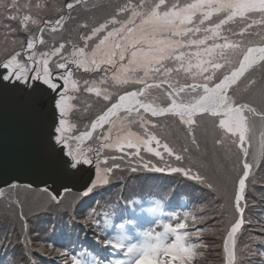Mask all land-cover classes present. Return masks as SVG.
Masks as SVG:
<instances>
[{"label":"snow or ice","instance_id":"snow-or-ice-1","mask_svg":"<svg viewBox=\"0 0 264 264\" xmlns=\"http://www.w3.org/2000/svg\"><path fill=\"white\" fill-rule=\"evenodd\" d=\"M74 3H83V0H74ZM74 3H68L66 7L71 10ZM43 7L41 3H36L33 9L30 3L21 4L18 0H0V14L6 15L10 20H19L26 32H29L30 24L40 33V35L29 34L26 43L27 50L23 53L26 61L18 60L21 50H16V45H19L22 50L25 48L23 41H13L11 52L5 48L7 55L0 56V69L5 70L0 73V79L22 84H28L29 80L39 81L56 93L54 106L58 120L54 128L56 133L54 139L57 144L62 143L64 148L68 149L67 155L72 159V168H77V165L81 163L83 165L92 164V159L79 148V144L92 138L93 132L98 128H102L105 124L110 125L107 134L102 137L104 143L95 152V180L83 195L88 196L98 185L108 184V174L124 166L134 173L140 170L169 174L183 173L187 178L203 183L213 192H219L220 189L201 175L199 170L193 172L190 166L183 167L170 163L169 158L173 157L177 162L183 161L184 154L190 151L188 145L177 152L162 138L163 133L160 134L161 138H158L157 133L146 127L150 122L142 115H137L128 121V116L133 111L138 112L141 108L144 112H150L153 117L172 114L179 117L180 122L187 126L186 134L190 139V144L199 149V142L195 135L199 120L196 117L198 115L201 118L204 116L218 117V127L223 130L224 134L216 138L214 144L226 149L230 160L234 157L232 163L234 176L228 178L231 192L229 193L227 184L223 188L224 196L228 199L231 208V218L227 220V226L220 229L224 233L222 249L227 264H238L237 241L238 233L241 232L245 223L246 182L249 180L252 169L264 161V86L256 93L260 97V107H257L255 103L238 101L235 95L229 94V90L233 89L241 77L246 80L245 91L253 90L258 83L254 78L246 77L245 73L257 61H264V29L255 31V35L259 37L258 40L252 39L253 31H250L253 25H264V0H196L193 3H187V0L183 3L181 0H140L138 5L124 4L118 7V13H125L131 9L129 18L120 19L118 15H113L111 19L105 20L98 26H92L90 34L79 38L84 41L83 47L69 41L68 43L72 45L71 52L61 56L60 60L54 63L55 68L63 70L67 69L69 64H73L77 69L83 68L85 72L103 71L106 73L99 82L84 80L87 92H95L97 97L102 96L103 101L111 100L112 93L107 88L101 90L98 86L107 81V73L110 71L109 68H101V65L112 66L115 71L111 79L116 84L131 83L142 86L136 91H125L124 94L119 95L118 101L112 102L110 106L105 105L106 110L102 109L91 122V130H84L75 137L65 135L69 131L65 118L72 107L70 101L76 99L75 96L69 94V91L70 89L73 92L77 90V81L72 79L71 70L54 74L50 68L51 57L60 55L66 44L60 43L57 47L39 53L34 50L37 43L46 44L43 33L46 30L56 33L58 26L63 27L66 17L60 15L55 20H41L29 14L33 10L39 12ZM63 7L64 5L61 4H53L52 10L60 13ZM24 9H28L29 12H24ZM21 13H23L22 16ZM197 13H199L197 22L193 23V17L197 16ZM214 14H219L218 19L211 25H206L205 21L210 20ZM233 24L237 28L230 26ZM109 25H113L110 30H108ZM188 25L191 27H187ZM226 25L229 27L225 28ZM81 27L87 28L88 25L83 24ZM105 31L106 35L99 39L95 48L86 53L85 49L89 47L88 41ZM198 33L203 35H198ZM224 33H231V37ZM221 39L223 43L218 42ZM208 41L212 43L209 44ZM126 55L129 57L126 65L118 63V61H124ZM260 67L264 69V64ZM181 71L185 73V76L177 79ZM138 72H142L143 75H137ZM173 73L176 75H172ZM188 79L192 82L186 83ZM214 79L215 82H213ZM56 81H63L62 90L58 91L61 89V84ZM165 84L167 88H164L163 92L171 101L169 106L154 105L148 101L147 96L145 100L139 99L145 96L149 89H161ZM181 93H184L183 97L180 96ZM121 110L126 113L123 118L117 115ZM113 117L116 119H112ZM253 118H258L260 121L259 133L256 131ZM137 121L144 129V135L141 136L131 131L124 134L128 124ZM215 123L216 121L213 120L214 125ZM152 127L157 128V125L153 124ZM114 129L115 136L110 138ZM73 139L78 142L75 150L69 144V141ZM153 142L156 148L150 146ZM254 142L255 146H253ZM141 146L147 153L158 158L160 163L156 164L151 159L142 156ZM125 147L135 149V151L125 152L123 156H105L102 166L99 152L103 148L121 151ZM87 151L93 152V149L89 148ZM109 159L113 161L111 165L107 163ZM117 160L123 161V164L115 163ZM77 170L83 171V169ZM9 187L18 189L20 185L11 183ZM23 187L30 188L29 185ZM43 192L49 202L59 203L57 197L47 188L43 189ZM4 195L5 193L0 191V196ZM224 207L225 205H220L221 209ZM199 211L205 213L203 207L199 208ZM221 216L224 217L223 211ZM209 218L208 213L199 216L187 214L183 217V222L179 220L176 222L175 227L172 224L165 225V228H172L178 234V238L182 237L184 242L175 253L171 249L159 251L154 264H177V262L178 264H192L198 255L202 256L203 252L198 253L197 250H202L207 245L200 242L199 238L212 229L209 227L200 230L196 226L206 222ZM20 219L23 220L22 214ZM189 219L192 221V230L181 231L189 228ZM224 223V218L218 221V224L222 226ZM22 229L26 230L27 225L22 224ZM163 237L165 241L169 240L167 233H164ZM192 237L197 238V241L193 242ZM253 239L258 238L253 237ZM260 242L264 243V239H260ZM175 247L173 244L172 248ZM160 256L166 259L160 260ZM32 264L36 262L32 261ZM113 264H123V261H114Z\"/></svg>","mask_w":264,"mask_h":264},{"label":"trees","instance_id":"trees-1","mask_svg":"<svg viewBox=\"0 0 264 264\" xmlns=\"http://www.w3.org/2000/svg\"><path fill=\"white\" fill-rule=\"evenodd\" d=\"M194 1L196 0H187V3ZM26 2L32 4L33 9L35 4L38 3L37 0H34L35 4L32 0H26ZM139 2L140 0H86L83 3L76 4L74 3V0H45L44 9H40L38 14H35V10L29 12V10L24 9L23 11L29 12L31 16L35 15L41 20H55L58 19L60 15H64L66 19L63 23V27L60 28L58 26V31L56 33H51L46 30L43 33L46 44H39L37 51H48L50 48L57 47L60 43H65L66 47L62 50V55H67L71 52L72 47L71 43H68L69 41L83 47L84 41L79 38L82 35L90 34L92 26H98L105 20L111 19L113 15H118L120 19H127L131 9L125 13H118V7L123 6L124 4L138 5ZM183 2L184 0H181V3ZM18 3L23 4L25 3V0H18ZM68 3H74L73 9L70 10L66 7ZM53 4L64 5L62 12L57 13L52 10ZM218 15L219 14L213 16L209 22L217 20ZM3 16V14H0L1 31L6 28V21ZM18 23L19 25L17 28L19 32L15 33V35L13 34L15 39L12 38L11 42H24L25 48L23 50L19 47V45H17L18 50H21L20 57L21 59H24L23 53L26 50V43L29 34L38 35L39 32L30 24L29 32H26L24 28L21 27L19 21ZM12 24H14V21H12ZM83 24H87L88 27H81ZM230 26L237 28L234 24ZM112 27L113 25H109L108 30ZM227 27L229 26L226 25L225 28ZM262 28L264 29V25L252 26V29H250V31H253L252 39L256 37L255 31H259ZM105 34L106 31L99 34L97 37H94L91 41H88L89 47L87 49L92 50L96 44V41L94 40H98ZM224 34L231 37V33ZM53 36H55V40H53ZM258 39L259 37L255 40ZM6 46H10V40H8ZM24 61L26 60L24 59ZM261 64H264V61L246 74V77L254 78L258 82L255 88L251 91H245L246 80L243 78L236 87L231 89L230 95H235L236 99L240 102L255 103L257 107H260V97L256 93L259 88L264 86V69L260 67ZM72 71H75L76 74L79 72L75 68ZM100 74L103 75L102 73ZM86 80L90 81L91 79L86 78ZM188 82L189 81H186V83ZM133 87L137 89L141 88V86ZM121 93H123V91H121ZM142 98H145V96H142ZM100 103L101 107L97 108V111L93 113L89 119H87L86 123H84L83 128L77 129L75 131L76 133L88 130L92 119L97 116L102 109H105V105H108L102 101H100ZM147 117L152 123H156L159 135L163 133L162 138L174 147L177 152H180L185 145H188L190 151L184 154V160L180 162L181 166H190L193 172L199 170L201 175L206 177L210 183L220 189L219 192H213L203 183L197 182L194 179H189L183 174L157 173L142 170L143 172L132 173L131 175L133 178L139 179V183L136 188L132 187V182L134 180H129L127 185L130 187L126 188L124 185L118 183L117 177L112 175L109 176L110 178L108 184L97 186L88 196H78V198L76 197L72 200L65 196L58 200L59 203L49 202L50 204L48 206L59 207V212L50 213L51 209L45 207L42 209V214L39 217L34 218L33 221H30V217L32 216L30 214L27 218H23V220H20L15 212L14 215L9 216L8 211L2 208L3 198L1 196L0 263L14 264L18 257L22 262H25V257L29 256L35 258L37 261L42 260L43 264H59L58 261L63 258V256H59L62 252L59 250L58 246L51 245V243L56 240L58 236H62L63 232L67 235L82 236L88 232L93 234L98 230V232L104 237L109 236L110 239H112L115 236V230L113 232L109 231L106 235L107 230L104 228V220L106 219L104 213L109 205L119 203L120 206L118 214L122 212L129 213L130 208L127 201L130 197L137 195L141 198V201L146 203L148 197L154 195L161 196L166 193L169 196L168 203L170 202L175 204L179 208L181 206H185L189 210V212L181 210L184 216L187 214L196 216L203 215L205 213L210 214V218L206 222L196 227L200 230L204 229L203 226L207 228L210 227L212 229V231L204 234L200 240H202L205 244L207 241L210 247H212L211 243L216 241L215 245H217L216 248H218L217 251L219 253V259L214 263L211 257H209V255L206 256L204 253L205 257L202 258V262H198L197 264H224V261H221L223 244L222 237L224 236V233L220 229L227 226V220L231 218V208L229 207L228 199L224 196L223 188L227 184L228 191L229 193L231 192V186L228 183V178L234 176V173L232 172L234 157L230 160L227 157L226 149L214 144L215 139L224 134L223 130L218 127L219 119L210 118L208 116L196 118L199 120V124L195 128V135L199 142V149H197L190 144V139L186 134L187 126L183 125L178 117ZM253 119L256 131L259 133L260 121L258 118ZM213 120L216 121L215 125L213 124ZM152 123L146 125L149 130L154 129L152 127ZM133 125L134 124H132V126ZM136 125L139 126L138 124ZM139 129L144 130L140 126ZM227 135L230 136L231 134ZM232 139H235V137H232ZM258 139L259 136L257 135V140ZM94 141L95 137L86 144L91 145ZM253 146H255V142ZM233 151H235V149H233ZM104 152L108 155L118 154L116 151L111 150H105ZM106 154L103 155V157L107 156ZM189 157H191V159H189ZM147 159H151L153 161V158L151 157L147 156ZM170 160L172 161V158H170ZM108 161L111 160L109 159ZM182 196H187L188 200L186 202L182 201ZM245 201V223L241 232L238 233L237 241L238 264H263L261 259L257 257L255 251L264 245V243L260 242V239H264V161H261L257 167L252 169L249 180L246 182ZM76 203H90L92 205L90 213L86 216H78L77 218L79 220L73 218ZM133 203L137 208L142 206L138 202ZM222 204L225 205L223 209L220 208V205ZM201 207L205 209V213H201L199 211V208ZM222 211L224 213V217L221 216ZM177 212H179V210L175 207H168V215L176 214ZM117 218L118 216H115L113 220H117ZM222 218L225 220L223 226L218 224V221ZM86 220L87 222H85ZM189 223H191L192 227V221L190 219ZM22 224L27 225L26 230L22 229ZM214 236H217L218 238L215 239ZM253 237L258 239H253ZM197 252L199 253V251ZM199 257L200 255L196 258Z\"/></svg>","mask_w":264,"mask_h":264},{"label":"water","instance_id":"water-1","mask_svg":"<svg viewBox=\"0 0 264 264\" xmlns=\"http://www.w3.org/2000/svg\"><path fill=\"white\" fill-rule=\"evenodd\" d=\"M16 83L20 87L0 79V191L11 183L47 188L55 195L63 189L80 191L77 185H89L95 178V161L72 168L68 149L55 142L56 93L49 94L40 82L29 81L31 91L29 83Z\"/></svg>","mask_w":264,"mask_h":264},{"label":"rangeland","instance_id":"rangeland-1","mask_svg":"<svg viewBox=\"0 0 264 264\" xmlns=\"http://www.w3.org/2000/svg\"><path fill=\"white\" fill-rule=\"evenodd\" d=\"M32 1L34 3V0H32ZM37 2L41 3L42 5H44L45 0H37ZM194 2H196V1H194ZM25 3H27L26 0H25ZM191 3H193V2H191ZM42 9H44V7ZM25 10H28V9H25ZM205 10H207V9H205ZM35 14H38V12L35 11ZM21 15H22V13H21ZM130 15H131V11L128 14L127 18H129ZM215 15H217V14H214L213 16H215ZM198 16H199V13H197V16L193 17V23L197 22V17ZM33 17L37 18L35 15ZM3 18L6 21V28L4 30H2V31L0 29V56L7 55V53L5 52V48L8 49V52L12 51L13 43L11 42V39L14 38L13 34L15 35V33L19 32V30L17 28L18 25H19V23H18L19 20H16V21L15 20H10L5 15L3 16ZM12 21H14V24H12ZM205 24L206 25H211L212 22H209V20H208V21H205ZM21 27H22V25H21ZM187 27H191V25H188ZM201 27H204V25H201ZM198 35L202 36L203 34L202 33H198ZM100 38H102V37H100ZM256 38H257V36L254 38V40ZM99 39L98 40L95 39L94 41H96V43H98ZM8 40H10V46H6V43L8 42ZM218 42L223 43L224 41L221 39V40H218ZM208 43L211 44L212 41H208ZM37 49H38V47H36L34 50L37 51ZM16 50H18V46L17 45H16ZM90 51L91 50L85 49L86 53H89ZM37 52L39 53V51H37ZM64 55H66V54L62 55V52H61L60 55L51 57V59H50V68H52L54 74L55 73H60V72H65V71H69V70L72 71L74 68L77 69L76 66L73 65V64H69L68 68L67 69H63V70L54 67V63L56 61H59L61 56H64ZM23 57H25V56H23ZM128 58L129 57L126 55L125 60L124 61H118V63H123V64L126 65V62H127ZM18 60H21L22 62L24 61V59H21V57H18ZM101 68H109L110 69V71L107 73V77H108L107 81L104 84H102V85H98L101 90L107 88L108 91L112 93V98H111L110 101H103L102 96L101 97H97L95 95V92H87L85 90L87 86L83 83V81L86 80V78H90L91 79L90 81L96 80L97 82H99L100 78L104 77L106 75L105 72H103V71L85 72L83 68L77 69V70H80L77 74L75 73V71H72L73 72L72 79L74 81H77V90L75 92H73L70 89L69 94L75 96L76 99L70 101V104L72 105V107L68 110L67 116L65 118L66 119V126H67V120L69 122V125L67 127L69 128V132H70V136L71 137H75V136L79 135L82 132V131H80V132L76 133L75 131L77 129H82L83 126H84V123H86L87 119H89L91 117V115L97 111V108L101 107L100 101L105 102V103L108 104V106H110V104L112 102L118 101L119 95L124 94L125 91H136L138 89L134 88L133 86H141V85H136V84H131V83L126 84V85L116 84L111 79V77H112V75H113V73L115 71V70L112 69V66L111 65H101ZM221 71H223V69H221ZM84 73H86V74H84ZM100 73H102L103 75H101ZM137 75H141L142 76L143 73L142 72H138ZM172 75H176V74L173 73ZM218 75H219V73H218ZM184 76H185V73H183L181 71V73L179 74L177 79H181ZM29 81H31V80H29ZM187 81H189L188 83L192 82L191 79H188ZM33 82H39V81H33ZM56 82L61 84V89H58V90H62L63 81H56ZM213 82H215V79H214ZM164 88H167L166 84L163 85V87L161 89H149L148 92L145 94V98L147 96L148 100H150L149 102L153 101L152 103L154 105L158 104L161 107H164V105L169 106L171 101L168 99L167 94L163 92ZM121 91H123V93H121ZM168 91H171V89H168ZM51 93H53V92L49 89V94H51ZM149 93L151 94L150 96L148 95ZM180 96L183 97L184 93H181ZM145 98H142V96L139 97L140 100H145ZM141 110L139 112H134L133 111V113L130 116H128V121H131L133 119V117H135L137 115H142L145 120L150 122L148 124H151L152 122L147 116L152 117V118H156V117H153V116H151V114H148L147 112H144V110H142V111ZM121 112H123V113H121ZM120 113H121V116H118L120 118H123L126 115V113L123 110L120 111ZM95 118H96V116L92 119L91 122H93ZM112 119H116V117H114ZM139 123H140L139 121H137L136 123H129L128 126H127V128H128L127 131H131L133 133H136L138 135L143 136L144 135V130H140L139 126L136 125V124L139 125ZM132 124H134V125L132 126ZM153 124H156V123H152V125ZM109 127H110V125L106 124L104 128H101L99 133L95 136V141L91 145L85 144V146H83V144H79V148L81 150H84L85 154L89 158H91L93 162L95 161V152H96L97 149L100 148V145L102 143H104L102 137H103V135L107 134V130H108ZM150 131L157 133L158 138H160L158 128H154V129H152ZM114 136H115V131H113V133L111 134L110 138H112ZM97 137H100V139H97ZM69 144L72 146L73 150H75L76 147H77L78 142L75 139H73V140L69 141ZM150 146L153 147V148H156L155 142H153ZM89 148L93 149V152H88L87 149H89ZM106 149L107 150L116 151L115 149L103 148L99 152V154H100V156L102 158V160H101L102 166H103V155L106 154L104 152ZM133 151H135V149L130 150L129 148L125 147L121 151H116L118 153L116 156H123L125 152H129L130 153V152H133ZM106 155L108 157L112 156V155H108V154H106ZM141 155L144 156L146 159H147V156L153 158V162L156 163V164L160 163L159 159L156 158L154 155H152L150 153H147L144 150L143 146H141ZM165 156H166V154H165ZM66 157H69V156L66 154ZM125 159H128V157H125ZM169 160H170V158H169ZM107 163H108V165H111L113 163V161L111 160V161H108ZM115 163L123 164V161L117 160V161H115ZM170 163L181 165L180 162H177V161L174 160V157L172 158V161L170 160ZM139 172H143V171L140 170V171L135 172V173H139ZM132 173H134V172H131L127 166H124L121 169H114L113 172L108 174V176L114 175V177H117L118 183L121 184V185H124V187H126V188L130 187V186L127 185L128 181L129 180H134L132 182V187L136 188L138 186L137 184L139 183L138 182L139 179L133 178L131 176ZM178 174H183V173H178ZM178 174H176V175H178ZM93 179H95V178L91 179V182H90L89 185H77L79 187V190L82 191V192H77V191L70 192V191L66 190V195H64L63 197L66 196L68 198L69 196L73 195V196H76L78 198L79 194H83L87 190V188L91 186V184L93 183ZM144 181H145V179H144ZM66 187H70V185L66 184ZM43 189L44 188L38 189V188H33V187H30L29 189H25L23 186H20L18 189L5 190L4 191L5 195L2 196V198H3L2 208H4L6 211H8V215L9 216L14 215V212H15L18 218L21 217V214L23 215V218H25V217L27 218V216L30 214V215H32L30 217V221H33L34 218L39 217L42 214V212H43L42 209L45 208V207H48V208L51 209L50 213H58L59 212V207L48 206L50 203H49V200L46 198V196H45V194L43 192ZM51 193L53 195H55L53 192H51ZM60 195L61 194L59 193V195H57V196L55 195V196L58 198ZM15 201H18V203H15ZM37 211H39V212H37ZM35 212H37V213H35ZM24 214H25V216H24ZM168 223L172 224L173 222H171L169 220ZM214 238L217 239L218 237L214 236ZM211 244H212V247L209 249L207 254L208 255H212L211 259L215 263L219 259V253L217 251L218 248H216L217 245H215L216 241L212 242ZM213 253H215V254H213ZM159 259L163 260L162 256H160Z\"/></svg>","mask_w":264,"mask_h":264},{"label":"clouds","instance_id":"clouds-1","mask_svg":"<svg viewBox=\"0 0 264 264\" xmlns=\"http://www.w3.org/2000/svg\"><path fill=\"white\" fill-rule=\"evenodd\" d=\"M169 200V196L165 193L161 196H150L147 198V202L141 201V198L137 195L130 197L127 201V204L130 209H133L137 214H143L149 218H159L166 211V206ZM182 201H187V196L181 197ZM133 202H138L142 206L135 207ZM119 203H114L108 206L106 212L104 213L106 221L112 220L119 212ZM165 225H171V223L157 224L156 227L148 230L142 236V239L139 244L128 246L126 248V253L130 256H135L133 264H154L156 254L163 249H171L174 253L182 245L183 238H178V234L172 230V228H165ZM134 226V223L131 221H122L116 225V233L118 241H122L125 237H128V227ZM137 232L139 230L137 229ZM167 233L169 235V240L165 241L163 234ZM175 245V248H172V245ZM118 247H124L122 242H117L114 244ZM130 250V251H129Z\"/></svg>","mask_w":264,"mask_h":264},{"label":"bare ground","instance_id":"bare-ground-1","mask_svg":"<svg viewBox=\"0 0 264 264\" xmlns=\"http://www.w3.org/2000/svg\"><path fill=\"white\" fill-rule=\"evenodd\" d=\"M36 46H37V44H36ZM257 62H259V61H257ZM142 109V108H141ZM143 110V109H142ZM122 111V110H121ZM120 113V112H119ZM148 114H151L150 112H147ZM68 124H69V122H68V120H67V126H68ZM128 130V128L125 130V133L124 134H127V131ZM98 131H100V128H98L96 131H94V134H93V136H95V134L98 132ZM113 131H115V129L113 130ZM91 140V138L89 139V140H87L86 142H89ZM94 180L95 179H93V182H94Z\"/></svg>","mask_w":264,"mask_h":264}]
</instances>
